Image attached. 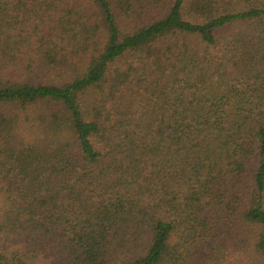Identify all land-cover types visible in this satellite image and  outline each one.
<instances>
[{"label": "trees", "instance_id": "16d2710c", "mask_svg": "<svg viewBox=\"0 0 264 264\" xmlns=\"http://www.w3.org/2000/svg\"><path fill=\"white\" fill-rule=\"evenodd\" d=\"M0 264H264V0H0Z\"/></svg>", "mask_w": 264, "mask_h": 264}]
</instances>
